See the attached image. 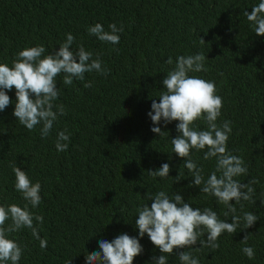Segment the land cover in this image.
Here are the masks:
<instances>
[{
    "label": "trees",
    "instance_id": "obj_1",
    "mask_svg": "<svg viewBox=\"0 0 264 264\" xmlns=\"http://www.w3.org/2000/svg\"><path fill=\"white\" fill-rule=\"evenodd\" d=\"M259 0H0V63L12 66L16 54L28 47L43 45L46 53L59 50L71 33L79 44L99 57L110 69L105 77L86 73L85 81L63 84L57 78L66 115L58 117L50 135L41 138L40 125L28 131L14 117L15 88L8 91L12 103L0 112V205L27 203L16 191V164L33 183L41 184L42 203L35 214L43 216L40 248L30 229L13 233L24 255L19 264H86V254L100 251L101 239L112 241L120 234L140 240L141 255L133 264H154L162 253L145 234L139 236L136 209L151 206L147 194L165 191L179 193L195 209L210 207L220 218L226 209L214 197L188 187L192 182L183 158L172 153L171 138L179 133L172 121L154 125L148 113L153 99L165 91L163 79L175 66L178 56L203 53L207 72L190 73L214 81L223 98V120L232 122L228 149L243 157L248 175L242 183L255 178V204L244 202L243 212H254V226L232 236L219 238V250L205 248L193 255L200 264H264V36L254 33L243 15L251 13ZM96 23L110 31L121 24L119 44L112 45L89 35ZM202 38L205 41L202 43ZM115 49H118L116 51ZM171 57L173 64L166 63ZM91 82L92 87H84ZM200 130L206 129L198 121ZM160 127L169 134L160 138L151 131ZM67 130L70 141L64 152H57V133ZM203 151L192 158L204 169L205 178L214 170L215 160H204ZM171 157V159H169ZM168 163L170 178L153 179L148 171ZM185 178L174 183L178 173ZM219 175V174H218ZM173 177V178H172ZM235 204V201H232ZM237 214L242 215L240 205ZM10 223V221H9ZM255 250V259L241 251L244 237ZM207 234L205 235V239ZM197 247L200 245L197 244ZM179 249L168 264H180Z\"/></svg>",
    "mask_w": 264,
    "mask_h": 264
},
{
    "label": "clouds",
    "instance_id": "obj_2",
    "mask_svg": "<svg viewBox=\"0 0 264 264\" xmlns=\"http://www.w3.org/2000/svg\"><path fill=\"white\" fill-rule=\"evenodd\" d=\"M243 15L250 22L254 33L264 36V0H259L252 7L251 13L245 11ZM108 27L110 31H105L103 25L96 23L88 28V33L101 42L119 44V33L124 31L123 24L117 27L112 23ZM201 42H205L203 38ZM74 43L76 38L67 33L66 40L60 44L58 51L45 55V46L37 45L19 51L11 67L0 63V112L12 103L7 92L15 88L14 117L28 131H33L40 125L42 139L50 135L58 117L66 115L64 105L55 103L60 96L58 77H63L64 85L71 86L74 80L85 81L86 73L96 72L105 77L110 73V69L102 66L103 61L99 57L93 58V52L85 50L83 44H79L73 51ZM205 61L203 53L178 56L174 68L162 81L165 91L159 94V102L153 99L152 111L148 115L154 125H159L162 120L165 126L178 121L176 128L179 134L171 138L172 153L183 158V167L193 178L188 187H199L200 192L214 197L226 209L223 216L230 217L232 222L222 220L210 207L194 209L179 193H174L171 197L163 190L147 194V199L152 201L151 206L144 204L136 209L138 219L135 224L139 236L142 238L147 234L151 243L162 253L159 257L152 258L154 264H168L169 257L179 249H188L179 252L180 264H200L198 257L193 255V250L197 253L205 248L219 250V238L222 234L232 236L241 229V224V231L246 230L259 219L254 212H243L242 201L255 204L253 185L259 181L253 178L242 183L239 179L248 175V166L243 157L234 155L228 149L232 122L223 120L217 123L222 115L223 98L217 94L214 81L190 75L207 72ZM166 63L173 64L172 58L169 57ZM84 87L90 88L92 83L85 82ZM198 121L206 124L205 130H200ZM151 131L160 138L169 134L161 131L158 126L152 127ZM66 141H70V133L65 129L57 133V152L68 149ZM193 151H203L204 160H215L214 170L207 178L203 167L193 160ZM12 171L15 174L14 187L27 203L24 207L17 204L0 205V264H19L24 248L9 237L25 228L30 229L32 236L39 240L42 250H46L48 246L47 239L41 238L38 227L43 224V216L35 214L29 208L30 205L31 209H36L42 203L41 184L39 181L33 183L27 172L16 164H12ZM170 171V165L164 163L158 170H149L148 173L153 179H167L170 178ZM183 179L185 178L179 171L174 177V183ZM233 200L235 204L232 203ZM261 203L264 204V201ZM236 205H240L242 215L237 214ZM248 239L249 236L246 235L241 241L245 245L241 251L248 259L253 260L255 250L248 246ZM197 244L200 246L197 247ZM99 249L100 251L86 254V264H133L135 257L143 252L140 240L128 234H120L112 241L101 239ZM67 264H71V260Z\"/></svg>",
    "mask_w": 264,
    "mask_h": 264
}]
</instances>
